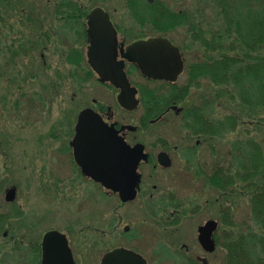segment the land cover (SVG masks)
<instances>
[{"label":"flooded vegetation","instance_id":"1","mask_svg":"<svg viewBox=\"0 0 264 264\" xmlns=\"http://www.w3.org/2000/svg\"><path fill=\"white\" fill-rule=\"evenodd\" d=\"M98 1L100 5L91 7L79 0H55L49 15L32 11L25 19L34 34L31 32L33 37L24 45L33 50L31 53L40 52L41 59L39 68L29 65L30 79H60L71 88L75 81H92L97 89L96 95L89 93L82 101L76 121L74 112L67 109L66 118L63 116L66 120H58L53 126L52 139L63 143L57 150L60 161L49 170L43 169L44 159L38 161V187L56 198L57 193L73 190L83 179L99 190L102 227L98 234L105 248L99 264L119 249L139 256L145 264H218L216 255L221 250L227 263L235 252L233 196H247L250 208L264 187V170H254L255 175H251L250 160L261 158L259 147L253 144L251 153L249 139H231L239 126L234 113L217 117L218 88H222L221 92L223 88L230 90L232 96L234 90L231 75L219 73L220 57L214 56V51H219L216 38L206 36L198 15L175 9L162 0H120V5L119 0ZM214 4L217 10V1ZM42 16L48 21H40ZM177 30L188 34L178 43L171 37ZM151 40L168 42L177 49L181 71L175 81L149 78L123 57L136 43ZM48 42L54 47L51 63L45 56ZM94 44L97 49L91 53ZM40 46L43 50L33 49ZM92 63L109 64L113 70L121 65L134 90L133 97L119 101L120 89L102 81ZM203 82L213 88L212 95L186 107L191 88H202ZM73 92L69 100L72 106L77 99ZM83 111H90L97 121L116 131L127 150L137 149L145 156L137 164L138 181L132 199L108 190L84 175L76 164V126ZM172 118L180 121L175 124ZM223 142L226 146L221 145ZM241 144L246 148L243 164L234 159V148ZM189 178L197 192L195 198L186 200ZM16 195V186L7 188L6 204L14 203ZM53 208L50 214L55 211L58 220L57 209ZM11 212L0 213V230L6 225L4 244L0 246L1 264H44V238L50 232L64 235L71 251L67 234L55 226L36 233L24 226V232L16 233L9 218L16 217L18 212ZM40 215L37 219L35 215V219L41 223L44 220ZM251 217L260 230L261 225L252 213ZM188 219L192 222L187 223ZM209 222L215 226L209 244L204 247L199 236ZM91 231L96 232L97 228ZM240 237L244 236L237 234Z\"/></svg>","mask_w":264,"mask_h":264},{"label":"rangeland","instance_id":"2","mask_svg":"<svg viewBox=\"0 0 264 264\" xmlns=\"http://www.w3.org/2000/svg\"><path fill=\"white\" fill-rule=\"evenodd\" d=\"M54 1L0 0V213L18 212L16 217L9 218V223L13 224L16 233L24 232V226L32 229L35 233L40 229L44 231L55 226V229L67 234L74 264H99L105 252V248L100 244L102 240L98 234L102 227L99 190L88 185L87 181L82 179L75 184L73 190L68 188L67 191L57 193L55 198L39 188L36 180L38 161L44 159L43 169L45 170L54 168L53 166L58 165L60 161L57 150L63 143L52 139L53 126L57 124L58 120H66L67 109L74 112L76 121L84 98H88L89 93L97 94V89L92 85V81L80 83L75 81L74 88H71L68 86V82L60 79L34 81L27 75L30 72L27 70L29 65L39 68L41 59L38 55L40 52L31 53L33 50L24 45V42L34 34L33 27L31 28L25 19L28 18V12L32 11L45 12L49 15ZM162 1L175 9H185L191 14L198 15V23L202 24L206 36L216 38L215 43L223 45L221 51L219 50L217 53L214 51V56H218V54L220 56L226 52L234 55L235 52H228L229 40L225 36L220 37L221 39L218 38L226 23L225 16H228L229 12L230 16L232 15V7H230L231 10L226 9V14L222 10L225 16H220V9L216 10L214 4L217 0L215 2L214 0ZM79 2L81 4L88 3L91 7L100 5L98 0H79ZM120 3L119 0L118 5ZM234 7L240 8V4ZM39 20L48 21L43 16ZM185 34L188 35L184 33V30H177L172 33L171 37L178 43ZM36 48L43 50L42 46L33 49ZM47 48L48 51L44 53L48 62L51 63L53 61V44L48 42ZM35 54L36 58H33ZM248 82L251 80L243 82L241 92L245 90L247 96L255 98L259 91L258 82L255 86L254 84L251 86ZM55 87L58 88L56 93ZM221 89L218 88L217 117L222 118L232 111L235 120L239 121V126L236 128L238 132L233 133L231 139L238 138L242 141L249 139L251 141L249 151L252 153V145H256L261 152V158L258 160L264 161V104L258 103L256 100L250 104L243 103L238 95L235 96V93L232 92L234 94L232 96L230 90L223 88L224 91L221 92ZM72 90L77 98L74 100L73 106L69 103ZM212 90L213 88L210 85H204V82L202 88H191L189 96H187L189 101L184 105L186 107L196 105L199 99L206 98L207 95L211 96ZM231 90L233 89L231 88ZM103 92L104 89H102ZM60 94L61 96H59ZM246 95L244 93L245 99ZM179 118H172L173 122L178 123ZM179 133L177 134L179 135ZM221 145L226 146L225 142ZM245 149L242 144L237 149L234 148V159L236 158L240 164L244 163L243 152ZM189 181L191 182L192 179L189 178ZM190 182L184 194L186 200L195 198L197 192L195 183L191 182L190 184ZM10 186L17 187V195L14 203L6 204L5 190ZM233 198L235 237L237 234L243 235L247 241L251 242L252 246V243L255 242L257 248L253 247L252 254L260 253L256 237L264 232L258 229V225L251 217L248 198L247 196L238 197V194ZM52 206L57 209L58 220L54 217L55 211L50 214ZM37 213H41V215ZM35 215H37L36 219L40 215L44 221L40 223L35 219ZM51 217L54 218L51 219ZM191 222L190 219L187 220V223ZM5 227L6 225L0 230V246L4 244L2 235L6 231ZM66 227L69 232L66 231ZM92 228H97V231H91ZM109 239L111 238L109 237ZM223 252L221 250L217 252L218 264H226Z\"/></svg>","mask_w":264,"mask_h":264},{"label":"water","instance_id":"3","mask_svg":"<svg viewBox=\"0 0 264 264\" xmlns=\"http://www.w3.org/2000/svg\"><path fill=\"white\" fill-rule=\"evenodd\" d=\"M95 49L96 44L93 45L91 53ZM123 57L136 64L140 72L149 78L175 81L181 71L177 49L160 40L138 42L129 48ZM92 65L102 77V81L106 80L120 89L119 101L133 97L134 90L130 88L121 65L115 70L109 64ZM133 102L134 105L137 104L136 100ZM76 130L75 161L83 174L107 189L119 193L124 199H132L138 181L137 164L145 157L142 151L127 150L116 131L102 121H97L90 111H83L79 115ZM13 192L14 190L11 194ZM214 226V222H209L201 229L199 241L204 247L210 242L209 235ZM44 258V264H74L66 238L58 232H50L45 236ZM100 264L145 263L139 256L119 249L109 253Z\"/></svg>","mask_w":264,"mask_h":264},{"label":"trees","instance_id":"4","mask_svg":"<svg viewBox=\"0 0 264 264\" xmlns=\"http://www.w3.org/2000/svg\"><path fill=\"white\" fill-rule=\"evenodd\" d=\"M238 4L240 8L234 7ZM217 5L220 16L223 15V11L226 14V9L231 10L230 7L233 9L231 16L230 12L228 16L223 15L226 23L218 38L225 36L229 40L228 52H235L234 55L226 52L219 56V73L231 75L235 96L238 95L243 103L250 104L256 100L264 104V0H217ZM218 49L221 51L223 45L218 44ZM246 80H251L248 82L251 86L259 83H257L259 91L256 90L255 98L247 96L245 90L241 92V86ZM244 93L247 96L246 99ZM259 169L264 170V161L251 158V175H255L253 171ZM261 176L264 177V174ZM259 191L261 193L252 200L250 210L264 231V187ZM256 238H258L260 253L252 254L253 247L257 248L254 241L252 246L251 242L244 237H236L235 252L226 264H264V233Z\"/></svg>","mask_w":264,"mask_h":264}]
</instances>
